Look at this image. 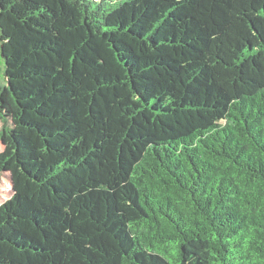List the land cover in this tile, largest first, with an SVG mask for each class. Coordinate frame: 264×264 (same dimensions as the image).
Masks as SVG:
<instances>
[{
  "label": "trees",
  "instance_id": "obj_1",
  "mask_svg": "<svg viewBox=\"0 0 264 264\" xmlns=\"http://www.w3.org/2000/svg\"><path fill=\"white\" fill-rule=\"evenodd\" d=\"M0 54V264H264V0H0Z\"/></svg>",
  "mask_w": 264,
  "mask_h": 264
},
{
  "label": "rangeland",
  "instance_id": "obj_2",
  "mask_svg": "<svg viewBox=\"0 0 264 264\" xmlns=\"http://www.w3.org/2000/svg\"><path fill=\"white\" fill-rule=\"evenodd\" d=\"M7 85L4 77V71L1 64V54H0V134L2 133L4 127L7 123L10 125L11 119L10 114L11 110L6 102L8 95H7ZM4 152V144L0 138V154ZM0 205H2L9 197L7 191L10 190V187L0 185Z\"/></svg>",
  "mask_w": 264,
  "mask_h": 264
},
{
  "label": "water",
  "instance_id": "obj_3",
  "mask_svg": "<svg viewBox=\"0 0 264 264\" xmlns=\"http://www.w3.org/2000/svg\"><path fill=\"white\" fill-rule=\"evenodd\" d=\"M6 92H7V95H8V92H9V91H8V89H7V91H6Z\"/></svg>",
  "mask_w": 264,
  "mask_h": 264
}]
</instances>
